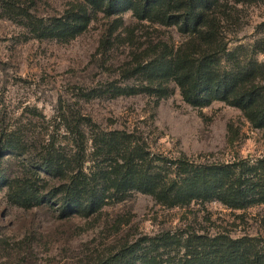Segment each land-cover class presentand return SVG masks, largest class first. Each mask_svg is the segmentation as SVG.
<instances>
[{
	"label": "rangeland",
	"instance_id": "374dc122",
	"mask_svg": "<svg viewBox=\"0 0 264 264\" xmlns=\"http://www.w3.org/2000/svg\"><path fill=\"white\" fill-rule=\"evenodd\" d=\"M77 1L35 0L34 11L55 16ZM235 4L229 50L243 47L244 55L264 61V52L253 53L264 38V1ZM122 19L114 30L116 16L100 12L86 31L64 42L30 38L20 22L0 15V264H97L126 244L168 231L184 238L254 237L264 249V204L232 209L211 200L168 208L132 191L85 217L62 213L63 200L51 185L55 178L47 177L50 184L39 178L42 147L72 139L71 128L85 115L100 129L133 133L152 154L196 164L264 159V129L254 128L238 107L223 101L195 107L173 82L165 98L114 96L115 85L140 84L134 68L150 42L183 40L175 28L139 21L131 11ZM25 142L24 151L19 146ZM26 172L47 194L31 207L9 196L10 179Z\"/></svg>",
	"mask_w": 264,
	"mask_h": 264
},
{
	"label": "trees",
	"instance_id": "16d2710c",
	"mask_svg": "<svg viewBox=\"0 0 264 264\" xmlns=\"http://www.w3.org/2000/svg\"><path fill=\"white\" fill-rule=\"evenodd\" d=\"M260 1L78 0L62 14L41 16L34 11L35 0H0V15L20 22L30 38L64 42L86 31L100 12L116 16L114 30L123 26L122 14L128 11L139 21L175 28L183 36L181 43L150 42L134 68L140 84L115 85L114 96L146 93L165 98L172 94L173 82L187 103L202 108L223 101L238 107L254 128L264 129V61L247 57L243 47L229 50L227 40L235 3ZM260 52L264 38L253 48V53ZM82 118L71 128L72 139L49 140L40 156L39 178L46 184L51 183L49 176L55 178L51 185L63 200L64 214L89 217L132 191L151 195L168 208L211 200L232 209L264 204V159L196 164L186 157L152 154L133 133L100 129L91 117ZM19 147L28 150L26 142ZM8 187L12 202L23 207L47 198L41 194L45 185L29 179L28 172L10 179ZM193 236L170 231L145 236L97 264H264V249L254 237Z\"/></svg>",
	"mask_w": 264,
	"mask_h": 264
}]
</instances>
